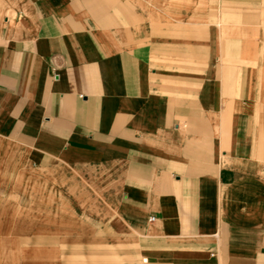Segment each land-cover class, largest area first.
Masks as SVG:
<instances>
[{"label": "crops", "instance_id": "crops-1", "mask_svg": "<svg viewBox=\"0 0 264 264\" xmlns=\"http://www.w3.org/2000/svg\"><path fill=\"white\" fill-rule=\"evenodd\" d=\"M5 1L0 136L39 170L93 182L109 242L136 264H264L253 40L216 37L211 15L151 31L126 0Z\"/></svg>", "mask_w": 264, "mask_h": 264}, {"label": "rangeland", "instance_id": "rangeland-1", "mask_svg": "<svg viewBox=\"0 0 264 264\" xmlns=\"http://www.w3.org/2000/svg\"><path fill=\"white\" fill-rule=\"evenodd\" d=\"M126 1L144 19L138 25L151 31L159 17L166 26L183 27L190 25L186 22L191 15H211L214 22L208 27L216 37L222 32L223 39L249 37L255 55L258 51L264 60V0L254 7H245L246 0ZM227 16L256 20L235 22ZM97 193L95 184L76 172L39 170L27 151L0 136V264H136L133 247L109 242V216L97 203Z\"/></svg>", "mask_w": 264, "mask_h": 264}, {"label": "built area", "instance_id": "built-area-1", "mask_svg": "<svg viewBox=\"0 0 264 264\" xmlns=\"http://www.w3.org/2000/svg\"><path fill=\"white\" fill-rule=\"evenodd\" d=\"M155 221V218H150V222H154Z\"/></svg>", "mask_w": 264, "mask_h": 264}]
</instances>
